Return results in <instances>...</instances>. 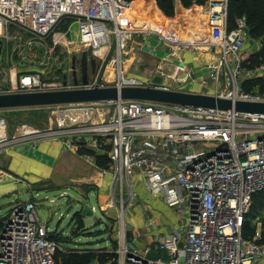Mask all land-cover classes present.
Instances as JSON below:
<instances>
[{
	"label": "built area",
	"instance_id": "2783aa9c",
	"mask_svg": "<svg viewBox=\"0 0 264 264\" xmlns=\"http://www.w3.org/2000/svg\"><path fill=\"white\" fill-rule=\"evenodd\" d=\"M228 1L206 0L199 10L210 31L208 48L218 53L207 78L198 81L204 91L181 88L190 81L197 83V73L180 57L168 69L158 66L148 80L123 72L119 55L136 35L151 33L162 40L169 52L164 60L184 44L160 27L127 26L128 18L122 14L131 8L130 0H0V69L22 50L17 47L20 42L26 45L24 57H37L31 49L34 42L41 43L40 50L57 49L66 32L56 27L63 19L72 18L81 25L80 45L84 50L106 49L92 75L95 77L79 86H152L264 101V89L245 91L238 80L245 69L246 59L240 52L248 24L246 16H240L229 25ZM115 62L113 79L104 78V69ZM259 71L264 74V61ZM156 76H161L160 82L155 81ZM164 76L172 81L165 83ZM73 86L72 80L67 85L63 80L45 83L32 71L17 75L12 84L4 76L0 78V93ZM104 104L112 105L110 113L102 111ZM34 107L48 108L51 117V126L36 137L65 140L72 149L81 146L80 139L84 138L86 146L109 156L110 168L101 174L110 176L105 214L116 221L117 249L108 262L95 260L92 264H264V207L257 213L252 210L254 194L264 189V114L138 99ZM2 110L0 147H9L32 134L27 131L9 138ZM138 184L179 216L175 227L145 246L136 242L142 231L131 237L135 228L126 222L129 210L139 202ZM151 214L144 211V227L158 228L159 223L149 218ZM49 235L35 202H18L0 232V264H57L55 253L60 246ZM152 251L165 252L166 257L154 256Z\"/></svg>",
	"mask_w": 264,
	"mask_h": 264
},
{
	"label": "rangeland",
	"instance_id": "374dc122",
	"mask_svg": "<svg viewBox=\"0 0 264 264\" xmlns=\"http://www.w3.org/2000/svg\"><path fill=\"white\" fill-rule=\"evenodd\" d=\"M205 4L206 0H194L191 5L187 6L181 0H174V12L172 15H168L160 9L156 0L132 1V7L135 5L139 10L136 9L137 12L134 16L129 15V17H127L128 21L126 25L133 26L139 23V25L144 27L145 25H160L163 28V22H171V18L180 17V14L199 11ZM142 8H147V13L142 10ZM165 17H167V19ZM80 26L81 25L76 19H63L61 24L56 27V30L66 32V37L62 39L63 43L57 44V49L47 52L45 49L40 50V46L38 45H41V43L34 42V46L31 47L32 52L37 55V57L34 58L23 56L26 45L20 42L17 47L22 50L11 60V63L8 64V68L3 70V75L8 78L13 71H15L17 75H20L23 70H26L39 73L42 81L45 83H61L65 74H67L68 80L71 79L73 81V58L75 55L79 58L81 51L85 49L80 45ZM141 36L147 37L146 35ZM256 39L255 36H250L249 28L247 27L245 45L240 52V56L243 59H246L248 55L257 48ZM46 41L51 45V38H48ZM262 41H264V38ZM162 42V40L154 35L151 44H153L154 47L164 48ZM86 50L91 55L97 57L99 61L101 60L99 54L96 55L97 53H94L90 49ZM127 50L128 47L126 46L119 55L123 70H125V66H123L124 60H126L125 62L127 63L129 62L127 59ZM160 50L157 56L164 51L162 48ZM113 57L115 58L116 54H114ZM263 61L264 56L262 55L256 62L249 64L245 62V69L243 73L238 76V80L241 82L242 88L245 91L258 92L264 89V74H261L259 71V67ZM9 65L11 67H9ZM139 65L142 66L143 63L139 62ZM108 66V71L110 73L108 79L112 80L113 72H115L117 68V62H115L113 66ZM137 66L138 62H135L131 64L130 68L134 67V69H137ZM155 69V65L152 67L145 66L142 67L140 71H138V69L137 71L131 69L130 73L138 74L136 76L139 78L148 80L150 78L148 77L149 75L155 74ZM10 70L12 71L10 72ZM77 71L78 79H80L79 67ZM92 75L93 74L89 76L90 79L95 77ZM103 77L106 78L105 74H103ZM242 81L245 83L243 84ZM181 88L194 91L206 90L205 87L203 88L192 81L187 84H182ZM101 109H103L102 111H104V113H110L112 111V105H101ZM100 112L98 114H100ZM2 114H4L6 118V134L9 138L25 134L27 131L33 132L25 137V140L11 144L9 146L10 148L0 147V217L6 220L9 212L18 202H26L32 199L35 202L36 211L41 223L47 225L48 230L52 233H56L57 237L63 238L61 240L62 242L59 243L60 248L58 249L69 251L70 248H73L79 252H84L85 249L92 248L97 253H102L103 249L108 251L116 250L117 243L114 239L116 237L117 224L116 221L110 219L108 215L105 214L106 205L108 204L107 195L109 194V189L106 190L105 182H100L99 177H105L106 179L110 178L109 175L101 174L104 168H110L108 154H100V150L96 151L86 146V140L84 138L80 139L81 146L75 149L67 145L65 140H55L63 144V151L55 158L44 156L43 160H49L48 164H50V166L48 167V172L44 175L41 173H36L37 175L20 173L19 166L17 167V165H14L16 162L14 155L18 154L19 151V146H16L21 145L22 142L43 141L38 138L39 136L36 137L35 135H37L39 131H45L51 126L50 111L46 107L8 108L3 109ZM98 117L96 118L97 120L100 119ZM21 151H23V148ZM24 151L30 153L31 150L28 151V148H25ZM32 153H34V150ZM99 161H102V163H99ZM95 174H97L98 177H95ZM92 175H94V177H91ZM140 185L143 186L142 184H138L136 188ZM139 200L141 201L140 196ZM157 204H161V202L153 203L150 201V203L140 204V206L143 205V211L146 210L147 214L153 213L149 218L158 220L159 226L156 228L157 231L165 227L167 220L175 224L178 222L179 216L177 214L173 215L165 212L163 216L159 211L155 212L152 208H155V206L157 207ZM85 205L93 209L91 214L83 213ZM136 207L137 205L129 210L126 220L128 227L131 228L138 224L140 219L139 216L135 215ZM109 209L111 213H114L112 208ZM168 209L170 213H172L173 210L170 208ZM253 211L257 213L258 209ZM75 214L77 218L73 217ZM142 216L144 219V212H142ZM77 220L81 221L83 225L79 229ZM133 236L134 234L132 237ZM95 260L103 261L95 257L90 264ZM109 260L110 257L105 261L108 262ZM56 263L58 264L57 259Z\"/></svg>",
	"mask_w": 264,
	"mask_h": 264
},
{
	"label": "crops",
	"instance_id": "0c3cea01",
	"mask_svg": "<svg viewBox=\"0 0 264 264\" xmlns=\"http://www.w3.org/2000/svg\"><path fill=\"white\" fill-rule=\"evenodd\" d=\"M133 2H136V0H133ZM131 8L133 7L131 6ZM134 8L136 12L137 10H139L138 7H135V5H134ZM142 10L146 11V13L148 11L147 8H142ZM165 18L167 19V17ZM170 21L171 22H167V21L163 22L162 24L163 28L160 25L158 26L152 25V26L160 27L165 31H169V33L175 34L182 41H184V44H182L181 47L179 48H175L174 54H170L167 60H164L163 59L164 56H166L169 52L166 51V48L163 42L162 43H163L164 48L163 47L161 48L164 51L162 50L163 53L157 56V53L158 51H161L160 50L161 48L156 47V46L154 47L153 44H151L154 35L151 33L136 35L133 38L129 39L127 42V47H128L127 59L129 62L127 63L125 62L126 60H124L123 66H125V70H123V72L127 73L128 75L136 76L138 74L130 73L131 69L135 71H137L138 69V71H140L142 67H145V66L152 67L154 65L156 66V68L157 66H162L165 69H168L167 67L171 66L173 62L175 63L178 60V57H180L185 64H187L189 67L193 68L196 71L197 84L199 85L198 81L203 80L204 82V79L207 78V72H208L209 66L211 64H214L218 58L217 51L214 50V48L212 47L208 48V44L210 43L211 36H210V31L207 28L208 26L206 25V17L202 12L193 11L190 13L180 14V17L178 16V17L171 18ZM135 25H139V23ZM145 26H149V25H145ZM141 35H146L147 37H144V36L142 37ZM255 41L257 42V48L255 50H258L259 48H261V45H262L261 41L259 39H256ZM255 50H253L251 54ZM98 51L94 53H97L96 55L99 54V56L102 57L105 54L106 49H100ZM251 54H249L246 59H248ZM16 55L17 54L15 53L13 55V58L16 57ZM12 59L10 58L7 61L11 63ZM135 62H138L137 69H134V67L130 68L131 64L132 63L134 64ZM139 62L143 63V65L140 66ZM9 67L11 66L9 65ZM13 67H16V66H13ZM108 67L109 66H107L104 69V74L107 78L110 76ZM173 69L171 70L173 71ZM11 71L12 70H10V72ZM25 71L26 70H23V72ZM148 77H151V75H149ZM4 79L8 83L12 84L13 82L17 80V73L13 71L12 74L9 75L8 78L4 76ZM69 81L71 83V79ZM162 81H164L165 83H169L172 81V79L169 76H164ZM62 146L63 144L60 141H55V140L32 141V142H26V143L22 142L21 145L16 146L18 147L19 151H18V154L14 155V158L16 160L14 165L15 166L17 165V167L19 166L18 168H20L19 170L21 171L20 173L30 174V175H33V174L37 175L36 173H41L42 175H44L46 172L49 171L48 167L50 166V164H48L49 160H43L44 156L49 157V158H55L56 156H59L60 153L63 151ZM22 148H23V151H21ZM25 148H28V151L31 150L30 153L27 151H24ZM33 150H34V153H32ZM91 177H94V175H92ZM95 177H98V175L95 174ZM99 177H100V182H103V183L105 182V186L107 190L109 186L108 182L110 183V178L106 179L105 177H101V176ZM138 192H139L141 201L139 200L137 207L135 208V211H136L135 215L139 216L140 219L138 221V224H136L134 227L137 228V230L142 231L141 236L137 238L136 242L140 246H145V245L152 243V241L154 240L153 239L154 237L168 233L173 227L176 226V224L172 223V221L170 220H167V224L165 225V227L162 229H159V231H157V229L154 226L150 228L144 227V219L142 216V212H144L143 205L140 206V204H145L147 202L150 203V201H152L153 203L161 202V204H157V207L155 206V208H152L154 209L155 212L159 211V213L162 215L165 212H168L169 214H173V215L175 214L173 213V211L172 213H170V210L168 209L170 207L167 206L160 197H155V196L150 195L143 186L140 185L138 187ZM137 230L136 229L131 230L130 232L131 237L133 233L135 235ZM151 254L154 256L162 255L163 257H166L165 252L152 251Z\"/></svg>",
	"mask_w": 264,
	"mask_h": 264
},
{
	"label": "water",
	"instance_id": "95a60500",
	"mask_svg": "<svg viewBox=\"0 0 264 264\" xmlns=\"http://www.w3.org/2000/svg\"><path fill=\"white\" fill-rule=\"evenodd\" d=\"M1 48L2 42L0 41V53ZM75 60L76 57L74 56L72 72V75L74 76L73 87L37 91L3 92L0 93V108H23L75 102H105L116 99H138L183 106L220 110L232 109L238 112L264 114V101L233 100L232 98L220 97L213 94L152 86H79L80 82L84 85L88 83L89 75L87 71V62L83 59L80 69V79H78L77 72L75 71ZM92 72H94V69H92ZM2 77L0 69V78ZM155 81L160 82L161 77L156 76ZM67 82L68 76L65 74L63 77V83L67 85ZM2 86L5 88L6 83L2 82ZM92 212L93 209L88 205H85L83 213L91 214Z\"/></svg>",
	"mask_w": 264,
	"mask_h": 264
},
{
	"label": "trees",
	"instance_id": "16d2710c",
	"mask_svg": "<svg viewBox=\"0 0 264 264\" xmlns=\"http://www.w3.org/2000/svg\"><path fill=\"white\" fill-rule=\"evenodd\" d=\"M133 1V0H130ZM160 9L163 10L168 15H172L174 12V0H156ZM185 5H191L194 0H181ZM200 1V0H195ZM246 16L247 18V24L249 28V34L250 36L253 35L255 38L259 39L261 41V48L258 50H255L248 59H246V62L252 63L256 62L257 59L260 56H264V41L262 39L264 38V0H229L228 1V22L230 26L234 25L235 18L240 16ZM72 19V18H71ZM61 24V23H60ZM59 24V25H60ZM7 65L2 63L1 64V72L2 76L4 71L6 70ZM245 83V82H244ZM243 83V84H244ZM101 159V158H100ZM104 161V160H102ZM102 161H99V163H102ZM264 206V189L256 192L253 196V203H252V210L260 209ZM74 218L76 217V214L73 215ZM79 223V228H81L83 225L81 221L77 220ZM4 226V218H0V232L3 229ZM253 229L251 228L248 231V234L250 235L252 233ZM50 239L55 240L58 244L62 242L61 240L63 238L57 237L56 233L50 232L49 235ZM60 248V247H59ZM106 248V247H103ZM102 248V249H103ZM103 252L97 253L92 248L85 249L84 252H79L76 249L70 248L69 251H63L58 249L56 252V259L58 261V264H90L95 257L97 259H101L104 262L105 260L110 257L115 256V250H111L108 252V250L103 249Z\"/></svg>",
	"mask_w": 264,
	"mask_h": 264
},
{
	"label": "flooded vegetation",
	"instance_id": "af4514ba",
	"mask_svg": "<svg viewBox=\"0 0 264 264\" xmlns=\"http://www.w3.org/2000/svg\"><path fill=\"white\" fill-rule=\"evenodd\" d=\"M76 60H75V71L78 74V67L79 69H81V63L82 60L85 59L87 62V71H88V75L90 76L92 73H95L97 71V69L99 68L100 65V61L93 55H91L89 52H87V50H82L80 53V57L78 58V56H76ZM92 69H94V72H92Z\"/></svg>",
	"mask_w": 264,
	"mask_h": 264
},
{
	"label": "bare ground",
	"instance_id": "6f19581e",
	"mask_svg": "<svg viewBox=\"0 0 264 264\" xmlns=\"http://www.w3.org/2000/svg\"><path fill=\"white\" fill-rule=\"evenodd\" d=\"M130 12V13H129ZM136 14V11H135V8H131L130 11L127 10V9H124L123 11V14H122V18H125V17H129L130 16H134ZM31 130V129H30ZM24 131V130H23Z\"/></svg>",
	"mask_w": 264,
	"mask_h": 264
}]
</instances>
